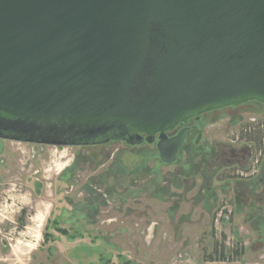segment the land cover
Here are the masks:
<instances>
[{"label":"water","instance_id":"obj_1","mask_svg":"<svg viewBox=\"0 0 264 264\" xmlns=\"http://www.w3.org/2000/svg\"><path fill=\"white\" fill-rule=\"evenodd\" d=\"M264 104V0H0V139L152 142L176 160L189 119Z\"/></svg>","mask_w":264,"mask_h":264},{"label":"rangeland","instance_id":"obj_2","mask_svg":"<svg viewBox=\"0 0 264 264\" xmlns=\"http://www.w3.org/2000/svg\"><path fill=\"white\" fill-rule=\"evenodd\" d=\"M204 118L213 120L205 139L219 149L245 128L264 129V104L248 101ZM36 145L0 139V264H264L261 239L245 235L246 215L232 219L233 169L214 167V155L200 159L186 150L166 165L142 158L131 173L81 170L67 183L61 155L72 149L34 156ZM92 178L104 197L84 188ZM90 195L99 211L88 214ZM56 221L81 235L59 234ZM216 244H225L228 260H218Z\"/></svg>","mask_w":264,"mask_h":264},{"label":"flooded vegetation","instance_id":"obj_3","mask_svg":"<svg viewBox=\"0 0 264 264\" xmlns=\"http://www.w3.org/2000/svg\"><path fill=\"white\" fill-rule=\"evenodd\" d=\"M205 114L200 115L199 118L193 117L166 132L168 138H174L182 130L185 129L186 131L184 142L177 151L176 160L170 163L164 162L160 157L158 150L159 134L154 136L152 142H148L144 134V139L140 144H129L122 140H111L104 144L89 146L37 144L38 150L33 153L34 156L46 153L47 149L52 147L56 149L71 148L72 151L70 153L64 156L61 155V157L66 159L63 162L61 174L64 175L65 182L74 183L77 173L81 170H96L98 171L97 175L103 174L108 170H117V173L120 174L131 173L137 168L142 158L150 159L153 157L159 164L165 165L176 163L179 162L184 151L190 152L191 147L195 146L198 148L196 155L200 159H206L208 156L213 157L214 155L212 163L214 167L218 168L221 164H225L230 169H233V176L230 180L233 181L234 185L232 194L236 200L235 207L237 205L238 208L232 210V219L235 220L237 215L244 213L249 224L245 235L256 233L259 239H261L258 242L264 244L262 240L264 238V140L260 142L255 134L251 136L248 132L244 131V133L241 132L237 136V139L231 140V144L227 146H221L220 144L218 149L216 144H211L205 139V128L213 121L212 119L204 118ZM251 129L257 128L253 127ZM240 142L244 143L241 144ZM141 146L146 147L138 150L137 148ZM101 165H103L102 168H99ZM96 181L95 178H92L84 186L88 192L94 195L100 192H94ZM100 193L102 197L105 196V192ZM90 197L91 195L88 198V203L84 205L88 214L96 208V211H99L98 203L94 202ZM55 224V230L63 236L66 235L62 234L59 229L67 230L70 233L73 231L72 229L60 226L58 221ZM46 233L51 232L46 230L44 233L46 239L54 238L53 234L52 237L47 238L48 235ZM238 243L243 244L241 240H238Z\"/></svg>","mask_w":264,"mask_h":264},{"label":"trees","instance_id":"obj_4","mask_svg":"<svg viewBox=\"0 0 264 264\" xmlns=\"http://www.w3.org/2000/svg\"><path fill=\"white\" fill-rule=\"evenodd\" d=\"M236 107H238V106H236ZM233 108H235V107H233ZM245 129H246L245 131L248 132L251 136L253 134H255L256 137L259 139V141L263 142V140H264V129H260V128L251 129V127L245 128ZM197 152H198V148L197 147H195V146L191 147L190 153H192V154L194 153V155H195ZM59 230H61V233L66 235V236H68L70 239H75L78 235H81L79 233L71 234L67 230H62V229H59ZM46 235H48L47 238L52 237L51 233H46ZM236 245H237V247L235 249V252L237 253V255L241 256L243 254L242 244H236ZM214 250H215V252L219 253L222 256V258L220 256L218 260H223V261L228 260V255H227V252H226L225 244H220V245L216 244ZM210 259L216 260L215 258H213V256H211ZM127 264H131V262H128Z\"/></svg>","mask_w":264,"mask_h":264}]
</instances>
